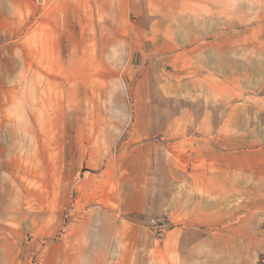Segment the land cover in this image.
Segmentation results:
<instances>
[{
	"label": "rangeland",
	"instance_id": "obj_1",
	"mask_svg": "<svg viewBox=\"0 0 264 264\" xmlns=\"http://www.w3.org/2000/svg\"><path fill=\"white\" fill-rule=\"evenodd\" d=\"M205 109L256 156L264 0H0V264H264V207L177 228Z\"/></svg>",
	"mask_w": 264,
	"mask_h": 264
},
{
	"label": "crops",
	"instance_id": "obj_2",
	"mask_svg": "<svg viewBox=\"0 0 264 264\" xmlns=\"http://www.w3.org/2000/svg\"><path fill=\"white\" fill-rule=\"evenodd\" d=\"M231 114H225L217 128L215 114L205 109L197 115L193 133L178 141L176 216L181 217V234L199 226L228 227L227 219L264 207V145L255 157L250 156L255 152L228 147L224 126Z\"/></svg>",
	"mask_w": 264,
	"mask_h": 264
}]
</instances>
